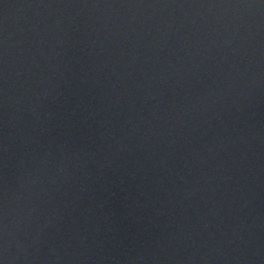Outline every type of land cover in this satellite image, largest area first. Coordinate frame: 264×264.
<instances>
[{"label":"water","instance_id":"95a60500","mask_svg":"<svg viewBox=\"0 0 264 264\" xmlns=\"http://www.w3.org/2000/svg\"><path fill=\"white\" fill-rule=\"evenodd\" d=\"M0 264H264V0H0Z\"/></svg>","mask_w":264,"mask_h":264}]
</instances>
